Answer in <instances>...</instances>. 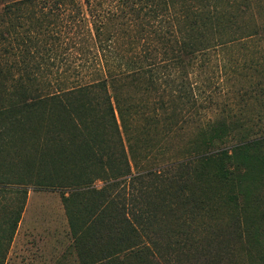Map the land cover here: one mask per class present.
Listing matches in <instances>:
<instances>
[{"label": "trees", "instance_id": "trees-1", "mask_svg": "<svg viewBox=\"0 0 264 264\" xmlns=\"http://www.w3.org/2000/svg\"><path fill=\"white\" fill-rule=\"evenodd\" d=\"M262 2L0 0V86L13 85L24 92L0 111V132L7 134L19 122L25 131L41 133L39 140L47 147L66 143L68 150L82 147L88 155L92 150L91 163L110 166V172L100 176L102 188L170 168L217 162L219 177L235 184L238 201L249 180L248 158L262 163L264 125L255 128L257 121L228 118L235 112L225 102L220 103V116L204 121L198 115L228 93L226 74L234 67L228 64V52L236 46H250L252 53H260L264 66L263 47H256L264 38ZM213 55L221 58L213 62ZM259 62L252 57L248 63L263 70ZM211 68L224 75L215 84V96L189 79L197 69ZM260 78L263 94L264 74ZM64 114L69 122L67 135L53 122ZM182 127L202 137L185 151L169 153L161 145L153 149L156 144L141 148L136 144L140 135L155 132L168 138ZM96 135L101 141H95ZM79 158L81 154L77 162ZM3 173L0 191L13 188L23 203L25 186L16 182L12 186ZM54 175L37 183L51 189L61 186L69 194L95 190L87 184L88 175L71 180L67 174ZM21 209L20 204L9 221L11 232ZM128 235V252L138 251V264H146L141 258L146 252L152 255V250L139 242L136 227L131 226Z\"/></svg>", "mask_w": 264, "mask_h": 264}, {"label": "rangeland", "instance_id": "rangeland-1", "mask_svg": "<svg viewBox=\"0 0 264 264\" xmlns=\"http://www.w3.org/2000/svg\"><path fill=\"white\" fill-rule=\"evenodd\" d=\"M260 20L264 24V9ZM256 47H263L264 52V38ZM259 54L252 53L250 46H236L228 52V64L234 66L226 72L228 93L202 111L198 115L201 120L220 116V103L225 102L226 108L235 112L228 118L257 121L255 128L264 125V93L260 91L264 66ZM252 57L259 58L263 70L249 66ZM220 58L213 55L212 61ZM220 76L224 75L218 69H197L189 79L215 96ZM19 95L24 92L16 86H0V111ZM58 119L53 121L56 129L67 135V116ZM40 134L25 131L19 122H14L7 134L0 132V172L8 175V182L27 190L23 203L13 188L0 191V264H138V251L131 248L132 254L128 252L131 226L136 227L139 242L152 250V255H141L146 264H264L263 146L259 150L262 163L248 158L246 192L236 201L235 184L221 179L220 163L211 161L140 175L130 183L102 188L100 176L108 174L110 166L100 168L91 163L92 150L88 155L82 147L66 149V143L47 147L39 140ZM97 136H93L95 141H101ZM121 137L124 142V135ZM197 137L192 128L182 127L168 138L155 132L140 135L136 144L139 148L156 144L153 149L161 145L162 151L172 153L187 150L202 138ZM54 172L67 174L69 180L78 174L88 175L91 181L87 184L95 190L69 194L61 186L51 189L37 183L44 176H55ZM20 204L19 221L11 232L8 224Z\"/></svg>", "mask_w": 264, "mask_h": 264}]
</instances>
